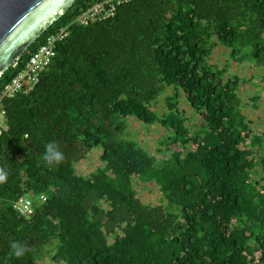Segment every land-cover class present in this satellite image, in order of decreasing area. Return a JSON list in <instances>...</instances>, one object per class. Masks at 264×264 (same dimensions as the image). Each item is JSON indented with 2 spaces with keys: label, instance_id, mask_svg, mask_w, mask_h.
<instances>
[{
  "label": "trees",
  "instance_id": "16d2710c",
  "mask_svg": "<svg viewBox=\"0 0 264 264\" xmlns=\"http://www.w3.org/2000/svg\"><path fill=\"white\" fill-rule=\"evenodd\" d=\"M98 1L75 0L0 77L1 96L69 25L35 88L5 100L0 264H264V133L229 73L231 60L264 71V0H133L74 22ZM130 119L161 127L160 155L127 137ZM49 141L62 164L42 160ZM97 148L100 164L79 171ZM150 187L160 199L143 198ZM27 193L46 196L29 217L15 208ZM14 240L33 251L10 257Z\"/></svg>",
  "mask_w": 264,
  "mask_h": 264
},
{
  "label": "rangeland",
  "instance_id": "374dc122",
  "mask_svg": "<svg viewBox=\"0 0 264 264\" xmlns=\"http://www.w3.org/2000/svg\"><path fill=\"white\" fill-rule=\"evenodd\" d=\"M224 51H226L224 47L217 46L210 57V61L224 65L227 60H230L228 54L224 53ZM230 63L231 65L229 68V73L238 75L242 79L241 90L243 92L242 96H244L245 101L249 102V99L247 98H254L248 107L245 108L248 117L253 119V124L257 126L254 128V131L256 133H264V78H260L261 76L259 75L260 72H263L264 75V71L262 68H256L252 61L240 64L238 62L234 63L233 60H231ZM250 64L253 65V67H251ZM252 73L254 78H251ZM151 107L159 112H162L163 109L165 110L166 103L164 101V94L159 97L157 105L152 103ZM181 107H187L184 101L181 102ZM129 123H131L129 127L130 133L127 135V137L136 139L139 143L148 146L152 152L160 155L158 152H156L155 148L158 145L157 140L161 134V127L159 125L149 127L138 121H132L131 119L129 120ZM99 152L100 150L98 148L94 149L85 160H82L77 164V169L85 173L93 170L100 164ZM25 196L32 198L36 204L40 202L37 195L35 196L27 193ZM160 197L161 193L156 188L150 187L143 192V198L145 200L156 201L157 199H160ZM46 259L47 264H49L50 259L46 257L44 261H46Z\"/></svg>",
  "mask_w": 264,
  "mask_h": 264
},
{
  "label": "water",
  "instance_id": "95a60500",
  "mask_svg": "<svg viewBox=\"0 0 264 264\" xmlns=\"http://www.w3.org/2000/svg\"><path fill=\"white\" fill-rule=\"evenodd\" d=\"M75 0H0V77Z\"/></svg>",
  "mask_w": 264,
  "mask_h": 264
},
{
  "label": "built area",
  "instance_id": "2783aa9c",
  "mask_svg": "<svg viewBox=\"0 0 264 264\" xmlns=\"http://www.w3.org/2000/svg\"><path fill=\"white\" fill-rule=\"evenodd\" d=\"M133 0H101L80 13L74 22L87 24L94 19H105L115 14L117 6ZM68 27H61L56 33L44 38L42 43L29 56L24 66L5 85L0 96V135L8 129L6 122L5 100L19 94L30 93L40 81L42 73L48 68L56 54V45L68 35ZM17 64L15 62L14 66ZM46 200L45 194L39 196V201ZM34 200L30 197H22L15 203V208L20 214L29 217L34 212Z\"/></svg>",
  "mask_w": 264,
  "mask_h": 264
},
{
  "label": "clouds",
  "instance_id": "9594fccd",
  "mask_svg": "<svg viewBox=\"0 0 264 264\" xmlns=\"http://www.w3.org/2000/svg\"><path fill=\"white\" fill-rule=\"evenodd\" d=\"M66 157L64 152L61 150L60 145L57 141H49L45 145V151L42 154V160L49 166L60 165L65 161ZM9 177V170L5 166H0V184H5ZM10 253L9 256H15L16 258H22L27 253L33 251L32 247L27 243L20 241L10 242Z\"/></svg>",
  "mask_w": 264,
  "mask_h": 264
}]
</instances>
